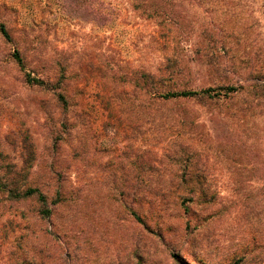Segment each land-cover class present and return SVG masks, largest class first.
Here are the masks:
<instances>
[{"label": "rangeland", "instance_id": "1", "mask_svg": "<svg viewBox=\"0 0 264 264\" xmlns=\"http://www.w3.org/2000/svg\"><path fill=\"white\" fill-rule=\"evenodd\" d=\"M104 1L112 15L104 26L82 17V1L71 14L56 0L2 1L0 21L32 58L30 74L62 76L69 104L63 110L54 89L27 85L13 45L0 39V151L35 147L32 171L53 208L42 219L33 200L0 199V264H264V103L250 108L241 92L153 109L143 88L175 57L189 69L180 86L227 84V67L211 72L203 58L209 40L223 42L220 63L264 72V0L156 7L177 22L130 0ZM180 179L209 185L207 202L187 197L175 207L166 194L147 227L129 215L136 184Z\"/></svg>", "mask_w": 264, "mask_h": 264}, {"label": "trees", "instance_id": "2", "mask_svg": "<svg viewBox=\"0 0 264 264\" xmlns=\"http://www.w3.org/2000/svg\"><path fill=\"white\" fill-rule=\"evenodd\" d=\"M3 0H0V8L4 5ZM5 1V0H4ZM59 8L65 13H74V2L82 1V17L89 21L95 22L101 26L106 25L108 21H111V14L106 9L104 0H56ZM141 5L140 8L148 11V16L154 18H160L177 22V17L171 16L168 13L159 11L156 7L159 4L172 5V0H130ZM184 1V0H182ZM189 1L190 0H185ZM204 27V26H203ZM197 34L204 37L209 36L206 28L199 30ZM0 39L5 43L13 45V52L11 59L14 64L23 73V80L29 86L44 87L47 90H53L58 103L63 110L68 107V100L66 96V86L62 80V76L55 83L51 81H44L40 77H33L30 73V69H27L28 62L33 63L24 51L21 49L18 41L12 34V32L6 27L4 22L0 21ZM207 45L203 48L206 53L203 54V58L207 59L208 68L211 72H226L227 67V84L220 85L218 87H207L196 90L185 88V85H181V79L184 78L187 69L186 65L181 63V59L176 57L173 59H165V65L161 70L156 73L147 74L143 81V88H145V94L148 95L150 106L155 109L160 104H164L169 101L187 98H215L219 95H223L227 98H232L240 95L241 92L249 96L250 108H255L264 103V72L256 65H252L249 61L239 62L238 65L233 62L224 61L220 63L217 55L218 51L223 48V42L207 41ZM200 48V46H199ZM197 49V52L199 50ZM244 65V66H242ZM60 66V64H58ZM234 76V78L230 77ZM233 82V84H228ZM52 88V89H50ZM229 96V97H228ZM256 100V103H255ZM254 105V106H253ZM36 160L35 147H19L17 150L13 148V153L4 154L0 151V199H4L5 202L20 203L27 200H33L36 203L34 213L42 219H48L53 214V208L50 206V187L48 184L39 183L35 179L32 171L33 165ZM263 176H264V158H263ZM192 172V171H191ZM165 186V187H164ZM261 190L264 198V179L261 183ZM210 192V186L204 182L186 181L180 179L178 181L169 182L166 185L151 184V186L141 187L136 184L133 191L134 202L132 206L128 208L129 215L143 227H147V218L155 217L156 214H160L163 211L166 194L172 199L175 207H183V203L187 197H190L189 202L193 203L196 199L199 203L207 202L208 193ZM217 191H214L212 196L216 195ZM55 196L60 197V191L56 190ZM198 196V197H196ZM196 198V199H195ZM264 207V204H262ZM188 212L189 209L185 208ZM65 252L62 250L60 254ZM11 256L14 253H10ZM29 256V253H24V257ZM17 262V261H16ZM12 264V263H11Z\"/></svg>", "mask_w": 264, "mask_h": 264}]
</instances>
